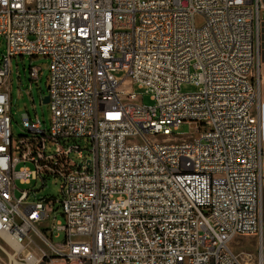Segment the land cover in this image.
Instances as JSON below:
<instances>
[{
  "label": "built area",
  "instance_id": "1",
  "mask_svg": "<svg viewBox=\"0 0 264 264\" xmlns=\"http://www.w3.org/2000/svg\"><path fill=\"white\" fill-rule=\"evenodd\" d=\"M260 9L0 0V264H245L231 244L264 223ZM27 56L49 61L51 120L26 113L15 137L11 67ZM52 179L58 199L18 195Z\"/></svg>",
  "mask_w": 264,
  "mask_h": 264
},
{
  "label": "rangeland",
  "instance_id": "2",
  "mask_svg": "<svg viewBox=\"0 0 264 264\" xmlns=\"http://www.w3.org/2000/svg\"><path fill=\"white\" fill-rule=\"evenodd\" d=\"M5 41L0 37V59L5 53ZM35 67L41 71L39 81H32L30 77V69ZM48 75H49V61L43 57L30 58L25 57L14 59L11 67V95H12V112L14 116L12 132L15 137L26 136L27 133L22 127V117L26 113H30L32 119L39 118L46 127L50 126L51 111L49 104L42 103V99L48 96ZM183 92L193 93L197 91L194 85H184ZM132 91L138 95L139 99L145 105L153 104L149 95H144V91L137 86L132 87ZM195 128L183 124L175 133L183 137L192 135ZM77 159V157H75ZM18 195L20 191H29L31 193L29 201H38L44 198L58 199L61 194V185L58 181L52 179L43 187L42 182L32 183L29 185H20L18 183ZM58 205H56V209ZM57 222H64V218L60 210L56 214ZM63 235L56 242H61ZM2 244L9 252H12L10 245H7L0 239ZM231 248L235 254L240 256L245 264H260V255L258 250V237L255 235H248L236 238ZM3 253L0 250V255Z\"/></svg>",
  "mask_w": 264,
  "mask_h": 264
},
{
  "label": "crops",
  "instance_id": "3",
  "mask_svg": "<svg viewBox=\"0 0 264 264\" xmlns=\"http://www.w3.org/2000/svg\"><path fill=\"white\" fill-rule=\"evenodd\" d=\"M259 45H258V90H259V102L257 106V113L259 116L260 126H261V148H262V158H261V180L263 187V202H264V0H261L260 9V24H259ZM258 250L260 258L264 264V223L261 235L258 237ZM2 256V254L0 255ZM5 258V256L3 255ZM42 264H50L44 262ZM63 264V263H57Z\"/></svg>",
  "mask_w": 264,
  "mask_h": 264
},
{
  "label": "water",
  "instance_id": "4",
  "mask_svg": "<svg viewBox=\"0 0 264 264\" xmlns=\"http://www.w3.org/2000/svg\"><path fill=\"white\" fill-rule=\"evenodd\" d=\"M49 101H50V98L49 96L45 97L43 100H42V103L44 104H49Z\"/></svg>",
  "mask_w": 264,
  "mask_h": 264
}]
</instances>
